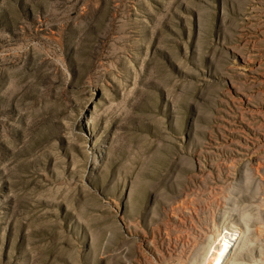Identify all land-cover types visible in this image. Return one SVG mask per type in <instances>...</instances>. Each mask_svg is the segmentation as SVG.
Here are the masks:
<instances>
[{
    "label": "rangeland",
    "instance_id": "374dc122",
    "mask_svg": "<svg viewBox=\"0 0 264 264\" xmlns=\"http://www.w3.org/2000/svg\"><path fill=\"white\" fill-rule=\"evenodd\" d=\"M228 258L264 264V0H0V264Z\"/></svg>",
    "mask_w": 264,
    "mask_h": 264
},
{
    "label": "bare ground",
    "instance_id": "6f19581e",
    "mask_svg": "<svg viewBox=\"0 0 264 264\" xmlns=\"http://www.w3.org/2000/svg\"><path fill=\"white\" fill-rule=\"evenodd\" d=\"M237 237V236H236ZM238 243V239L235 240V242H233V244H231L230 248H231V251H233V249L235 248L236 244ZM230 258V257H229ZM229 258L225 261V264L227 263V261L229 262ZM231 261H232V258H231Z\"/></svg>",
    "mask_w": 264,
    "mask_h": 264
}]
</instances>
